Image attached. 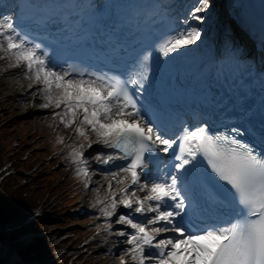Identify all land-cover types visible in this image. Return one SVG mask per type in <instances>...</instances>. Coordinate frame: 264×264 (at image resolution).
Segmentation results:
<instances>
[{
  "label": "snow or ice",
  "instance_id": "snow-or-ice-1",
  "mask_svg": "<svg viewBox=\"0 0 264 264\" xmlns=\"http://www.w3.org/2000/svg\"><path fill=\"white\" fill-rule=\"evenodd\" d=\"M210 7V0H194L183 21L186 28L130 55L93 46L87 60L59 62L14 16L0 13L5 71L22 72L32 95L43 101L39 107L51 109L78 138L67 145V158L84 187L91 180L86 148L111 150L97 152L100 164L122 162L119 172L104 174L107 195L96 200L105 228L110 230L108 221L114 219L122 226L126 248L120 264H264V117L249 105L221 125L174 123L150 91L152 81L170 71L169 61L202 39ZM74 19L53 14L44 23L63 28ZM238 53L234 44H226L219 76L241 59ZM57 142L65 144L63 137ZM119 173L125 175L117 179Z\"/></svg>",
  "mask_w": 264,
  "mask_h": 264
},
{
  "label": "rangeland",
  "instance_id": "rangeland-1",
  "mask_svg": "<svg viewBox=\"0 0 264 264\" xmlns=\"http://www.w3.org/2000/svg\"><path fill=\"white\" fill-rule=\"evenodd\" d=\"M192 5L194 4V0H192ZM210 10L205 14L208 18H215L217 14V10L219 4L215 0H210ZM193 26H194V22ZM206 23L202 25V34L206 31ZM3 53L0 52V56ZM7 67V64L0 60V68ZM7 77L5 76L6 79ZM15 80V86H11L8 84H0V128L6 125V128L10 132V130H15L14 134H12L13 138L6 145L9 148L4 152L0 153L1 156V164H7V157L11 155V150L14 147H17L19 141H23L25 145L34 144L35 147L39 148L42 144L46 143L47 136L53 135L54 132L61 133V137H66L68 139L67 145L78 143V139L71 135V129H65L62 125H60L54 117L51 115V109H42L39 107V103L43 102L42 99L35 97L32 95L33 90L28 89L29 81L26 80L21 72V76L13 77ZM37 129V132H36ZM12 133V132H11ZM95 139V137H92ZM5 146V147H6ZM33 147V146H32ZM56 150V149H55ZM54 151H46L39 158H34V162L32 165L28 167H18L19 169H23L18 171L20 174L18 177L19 183H23L25 178L36 177L38 175H44L49 171H54L58 175V179L63 177L68 170H74L75 167L67 158V154L56 156V152ZM26 151L21 152V156L24 155ZM33 157V156H32ZM95 155L87 154L86 159L90 161L91 158H94ZM1 165V166H2ZM100 163L95 165H89V172L91 175V180L88 181L89 187H84V179L77 184L76 190H80V194L77 195L76 198L72 202L69 203L67 207H62V209H57L56 203H58L62 196L60 194H53L50 197L46 196V191L42 193L39 198L38 203L29 205L33 208V211L37 210L40 216H45L46 218H53L57 213L65 214L70 216V220L66 223L61 224H52L46 223L44 227H42L43 237L45 241L51 246L50 254L52 257L60 256L64 257V262L60 263V260H57L53 264H79V262L88 261L90 264H120V256L124 254L126 245L124 243V238L119 235V229L122 227L116 223V220L108 221V223L112 224V228L110 230H106L107 238L105 242L101 239L100 234H96L94 232L90 233L87 231V227L84 229L86 238L81 243L72 240L75 235H72L74 232L77 233L78 230L75 228H81L87 222V218L85 215L77 217L75 220L72 219V215L70 211L74 209V205L77 202L83 203L86 207H88L89 211H95L96 200H103L107 195V180L104 176L96 170ZM0 166V175L4 172ZM122 175L119 173L117 179L121 178ZM108 179H111V176H108ZM1 184V180H0ZM17 185V184H16ZM114 188L119 187V185H113ZM38 186L34 185L33 191L37 192ZM130 195V193H129ZM90 201H95L94 205L89 203ZM20 207L26 205H18ZM22 209V208H21ZM18 211V213L21 211ZM120 211H124L120 209ZM70 213V214H69ZM98 216V217H96ZM93 219H98V221H103L105 218L101 216L99 213L95 212ZM118 219V217H116ZM2 225V224H1ZM3 230L6 231L7 234L10 233V230H6L2 227ZM99 228L98 230H100ZM106 229V228H105ZM89 232V234H88ZM100 238L98 244H94L95 239ZM93 239V240H92ZM14 240V239H13ZM87 240H91L92 242H88L90 244H86ZM99 240V239H98ZM21 244V243H20ZM19 243H16L14 247H22ZM1 245L8 246V252L11 256H15V252L12 249V241H9L5 244L3 240ZM24 245V244H21ZM44 255L40 256L42 262H34V264H48L49 259H45ZM110 259L112 262L110 263ZM125 259H129L125 257ZM33 260V259H32ZM107 260V261H106ZM80 263V264H81ZM0 264H7L6 262L0 261ZM131 264V263H129Z\"/></svg>",
  "mask_w": 264,
  "mask_h": 264
},
{
  "label": "trees",
  "instance_id": "trees-1",
  "mask_svg": "<svg viewBox=\"0 0 264 264\" xmlns=\"http://www.w3.org/2000/svg\"><path fill=\"white\" fill-rule=\"evenodd\" d=\"M14 132L15 130L13 129L9 132L6 128V125L0 128V153L4 152V148L5 150L9 148L6 145L13 138L12 134H14ZM56 142L57 139L52 142H49L48 145H45V148L48 149L49 147L53 146ZM18 144L19 145L17 147H14L10 151L11 155L6 156L11 171H9L6 175L2 173V179L0 184V220L14 215L21 208L18 205H33L38 203L40 196L45 191L47 192V197H50L55 193L60 194L62 196V199L55 204L57 205L58 210L62 209V207H67L76 195L75 181L79 180L80 177H78L76 174H66L63 177H60V179H58V175L54 171H49L44 175L42 174L36 177L25 178L23 183H19L18 177H20V174L17 173L18 167H28L32 165L35 160V157L39 158L44 154L45 148H37L34 146V144L31 143L30 145H25L22 140L19 141ZM24 150L26 151V153L21 156L20 154ZM34 185L38 186L37 192L33 191ZM70 213L73 214L72 211H70ZM70 219L71 218L70 216H68V214L65 215L59 213H57L51 219L46 218L45 216H40L35 221V227H44L46 223H49L50 225L66 223ZM86 227V225L81 228L73 227L78 231L75 234L72 233V235H75L72 240L76 242L81 240L85 235L84 229ZM0 236H2L1 233ZM30 247L34 251L35 258L51 250V246H49L43 236L34 238ZM23 251L27 253L25 249ZM80 263L81 262H79V264ZM81 264L90 263L85 260Z\"/></svg>",
  "mask_w": 264,
  "mask_h": 264
},
{
  "label": "bare ground",
  "instance_id": "bare-ground-1",
  "mask_svg": "<svg viewBox=\"0 0 264 264\" xmlns=\"http://www.w3.org/2000/svg\"><path fill=\"white\" fill-rule=\"evenodd\" d=\"M188 2H191L190 0H187L186 2V8L188 6ZM213 18H208L207 19V23L210 24V22H212ZM212 24V23H211ZM210 41V36L205 35L202 36V39L199 40L194 46H191L188 51L182 53L179 57H182L183 59H186L188 61L189 64L192 63H199L202 58H201V54L205 53L206 48L210 46V44H208ZM5 69H7V67H2L0 68V84H8L11 86H15V80L13 79L14 75L16 76H21V72L19 70L16 69H8V71H5ZM5 76L7 77L6 79ZM96 147H101L100 145H96ZM103 148V146H102ZM96 148L92 147L91 149H87V151L90 154H93L96 156L97 152H95ZM7 249L8 247L5 246ZM0 253H2L1 257H0V261L2 262H6L7 264H22L19 260V258L15 255V256H11L10 253L8 252V250H6L5 248H0ZM110 263L112 262V259H110ZM107 261V260H106ZM129 263H131V261L129 260Z\"/></svg>",
  "mask_w": 264,
  "mask_h": 264
}]
</instances>
